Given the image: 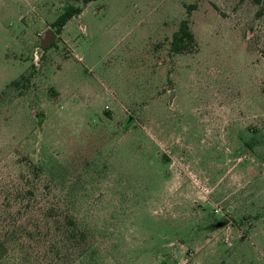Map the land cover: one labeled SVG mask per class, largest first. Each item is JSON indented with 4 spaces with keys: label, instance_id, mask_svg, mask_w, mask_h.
Here are the masks:
<instances>
[{
    "label": "rangeland",
    "instance_id": "1",
    "mask_svg": "<svg viewBox=\"0 0 264 264\" xmlns=\"http://www.w3.org/2000/svg\"><path fill=\"white\" fill-rule=\"evenodd\" d=\"M27 160L95 264H264V0H0L1 222Z\"/></svg>",
    "mask_w": 264,
    "mask_h": 264
},
{
    "label": "trees",
    "instance_id": "2",
    "mask_svg": "<svg viewBox=\"0 0 264 264\" xmlns=\"http://www.w3.org/2000/svg\"><path fill=\"white\" fill-rule=\"evenodd\" d=\"M73 12L78 10L68 6L56 20L57 31L61 30ZM194 46L187 21L181 20L178 30L172 36L171 50L180 53ZM43 171L40 163L27 160L26 168L21 169L17 176L14 174L10 183L6 184L7 206L11 202L13 206L18 205L19 211H24L27 222L18 224V212L0 221V264H95L97 248L92 242L93 234L74 215L65 213L45 216L44 212L33 214V203H39L36 198L41 189ZM41 210L44 208L41 207ZM222 221H217L214 227H219ZM41 245L43 252L37 250Z\"/></svg>",
    "mask_w": 264,
    "mask_h": 264
}]
</instances>
